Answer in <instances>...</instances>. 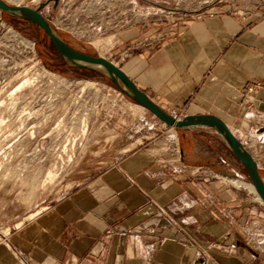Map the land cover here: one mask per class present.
I'll use <instances>...</instances> for the list:
<instances>
[{
  "label": "rangeland",
  "instance_id": "obj_1",
  "mask_svg": "<svg viewBox=\"0 0 264 264\" xmlns=\"http://www.w3.org/2000/svg\"><path fill=\"white\" fill-rule=\"evenodd\" d=\"M4 1L37 7L47 0ZM251 1L59 0L54 8L49 0L40 12L68 45L120 66L128 57H116L113 42L125 27L139 28L131 42L135 52L158 45L192 16L222 6L242 11ZM129 5L132 12L123 14ZM184 130L130 100L98 68L62 58L34 23L0 11V242L26 246L34 240L36 264H54L39 250L46 229L56 227L52 212L43 217L50 208L98 184L108 171L134 176L153 167L173 173L180 149L192 176L224 180L248 210L243 225L264 235V205L236 156L211 128ZM258 167L264 181V164ZM28 257L23 255V264H31Z\"/></svg>",
  "mask_w": 264,
  "mask_h": 264
},
{
  "label": "crops",
  "instance_id": "obj_2",
  "mask_svg": "<svg viewBox=\"0 0 264 264\" xmlns=\"http://www.w3.org/2000/svg\"><path fill=\"white\" fill-rule=\"evenodd\" d=\"M138 35L133 26L115 33L114 52ZM120 63L165 111L219 116L257 167L264 164V0L192 16ZM248 85H255L249 102ZM184 151L173 173L108 171L50 208L43 217L54 213L56 227L46 229L41 255L54 264H264V235L241 222L248 210L235 191L224 180L193 177ZM33 241L0 242V264H23L25 254L36 264Z\"/></svg>",
  "mask_w": 264,
  "mask_h": 264
},
{
  "label": "water",
  "instance_id": "obj_3",
  "mask_svg": "<svg viewBox=\"0 0 264 264\" xmlns=\"http://www.w3.org/2000/svg\"><path fill=\"white\" fill-rule=\"evenodd\" d=\"M49 0L43 1L37 7L23 4H9L0 0V11H5L12 16L22 18L34 23L47 35L51 45L62 58L79 67L94 66L100 72H104L114 86L118 87L130 100L135 101L143 108L149 110L160 121L170 127L189 129L195 127H209L225 142L231 154H234L245 169L249 182L252 183L256 196L264 205V181L261 178L259 168L252 153L246 149L243 142L231 131L229 126L219 117L211 113H189L178 118L165 111L146 93H144L135 82L129 78L126 71L117 63L100 55L85 54L71 47L43 17L40 10ZM55 8L59 0H51Z\"/></svg>",
  "mask_w": 264,
  "mask_h": 264
},
{
  "label": "built area",
  "instance_id": "obj_4",
  "mask_svg": "<svg viewBox=\"0 0 264 264\" xmlns=\"http://www.w3.org/2000/svg\"><path fill=\"white\" fill-rule=\"evenodd\" d=\"M132 3L131 0H129L128 4ZM115 6L112 8L114 10ZM126 12H132V8L129 5V7L127 9H124V11L122 12L123 14H125ZM117 26V24L114 25V27ZM160 40V35L158 34V36L156 37L155 41H159ZM137 46L136 44L131 43L128 46H124L122 48H120L119 50H117L116 52H113L115 54L116 57H118L120 60H123L125 58H127L128 56H130V54L133 52L134 49H136ZM114 62V61H113ZM115 64L117 63L114 62ZM254 86L255 85H248L245 88V94L243 95V99L244 101L246 100L247 102L251 101L253 96H252V92L254 91ZM259 228H257L258 230Z\"/></svg>",
  "mask_w": 264,
  "mask_h": 264
},
{
  "label": "bare ground",
  "instance_id": "obj_5",
  "mask_svg": "<svg viewBox=\"0 0 264 264\" xmlns=\"http://www.w3.org/2000/svg\"><path fill=\"white\" fill-rule=\"evenodd\" d=\"M27 80H23V81H21L18 85H17V87H19V86H21L23 83H25ZM141 106V105H140ZM234 181H236V182H238L239 184H241V183H243V182H241V181H239V180H233V182ZM253 191H254V189H253V185H252V183H248L247 184ZM36 213V212H35ZM35 213H31V215H29L30 217L31 216H33ZM52 214V213H51ZM50 213H49V215H51ZM52 217H51V221L52 222H54V221H56L57 220V216L53 213L52 215H51ZM48 217V216H47Z\"/></svg>",
  "mask_w": 264,
  "mask_h": 264
}]
</instances>
